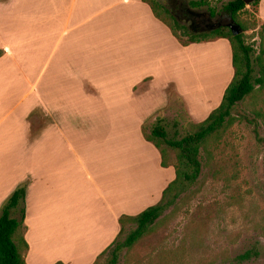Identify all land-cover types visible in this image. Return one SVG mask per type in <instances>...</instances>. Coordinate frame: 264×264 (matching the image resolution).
<instances>
[{"label":"crops","instance_id":"1","mask_svg":"<svg viewBox=\"0 0 264 264\" xmlns=\"http://www.w3.org/2000/svg\"><path fill=\"white\" fill-rule=\"evenodd\" d=\"M263 8L261 0L257 16L262 23ZM176 39L141 0H0V209L26 183V264H93L117 237L121 216L138 215L160 201L175 173L172 166H161L142 125L167 104L169 85L194 124L204 121L233 76L227 40L184 47ZM170 46L194 56L179 79L177 73L162 77V63L170 56L161 51ZM146 48L157 73L142 72L138 61L141 68L128 80L122 65ZM200 53L205 74L208 58L217 56L198 96L192 91L193 63ZM156 85L162 86L160 96L145 110V103L154 101L151 88ZM130 103L135 107L125 141L123 111ZM115 137L121 139L117 147H133L141 157L143 185L135 186L136 171L114 169L106 160ZM81 190L84 201L78 195L73 206H84L88 217L69 218L72 235L71 230L63 235V208ZM64 237L72 238L74 253L62 248Z\"/></svg>","mask_w":264,"mask_h":264},{"label":"rangeland","instance_id":"2","mask_svg":"<svg viewBox=\"0 0 264 264\" xmlns=\"http://www.w3.org/2000/svg\"><path fill=\"white\" fill-rule=\"evenodd\" d=\"M228 1L230 0H206L205 6L193 11L209 16L210 11H213L212 22H219L218 27L227 26L231 20L223 13L222 8ZM164 2V6L171 11L177 23L188 27L189 24L178 12V5L188 3V0H165ZM246 9V12L237 17L236 22L239 25L247 24L251 27L256 19L255 12L248 7ZM164 18L174 28L176 34L181 36L182 31L167 17ZM191 30L196 35L211 32ZM257 31H260L259 24ZM243 35L246 43L256 42L251 30L243 32ZM179 48L177 51V47L170 46L161 51V55L170 56L162 63V73L166 74L162 75L163 78L177 73L179 79L184 64L193 61L194 56L188 51L182 54L183 51ZM153 49L152 45L151 50ZM151 50L148 51L146 48L140 57H130L128 62L122 65L126 69L124 75L127 74L128 80H133L136 70L141 68L138 61L144 65L142 72L157 73L155 70L157 66L155 65L154 68L149 65ZM203 56L201 53L198 54L197 57L200 60L193 63L195 72L192 91L198 96L203 93L201 85L210 81V74L213 72L211 60L216 59L217 55L214 54L211 58L209 57L210 59L208 58L206 67L210 68L209 74H205ZM105 60L112 61L107 57ZM215 72L217 73L216 70ZM161 89L160 85L151 88L154 101L148 100L145 103V110L155 106ZM165 94L168 98L167 104L156 113L152 121L142 125L145 135L150 136V130L157 118L162 119L168 139H180L194 132V122L188 115L184 101L175 93L174 86L169 85ZM130 104L127 110L123 111V127L121 128L124 137L122 140L125 141L130 138V119L135 107L134 103ZM136 112L138 110H135V114ZM233 114V121L220 132L217 138L209 140L207 152H201L202 170L195 184L179 195L174 205L157 219L151 230L135 245L121 251L117 264H236L233 259L252 247L257 249L259 257L243 264H264V145L259 144L255 138L256 132L259 138L264 140V87L256 86ZM119 140H121L120 137H115L110 142L111 146L106 149V160L112 162L114 169H125L130 173L136 171L135 186L139 187L145 181L144 169H139L142 164L141 157L133 147L130 149L124 144L117 147ZM159 144L165 151L166 163L170 165L175 163L176 152L169 149L163 142ZM88 163L89 167L94 169L95 162L92 157L88 158ZM134 163L137 164L134 165ZM89 187L93 190L92 186L89 185ZM84 193L82 190L81 194L75 192L71 205L66 204L63 208V235H68L70 230L72 235V224L69 218L74 216L77 220L79 216L81 219L83 216L88 217V210L84 209V206L80 205L78 208L76 204L73 206L78 195H81V201H84ZM13 216L18 217V214ZM133 228V225L127 224L124 227V233H128ZM71 239L62 238L61 246L64 251L70 250L67 251L68 253H74L72 250L74 247L71 248L70 244ZM110 251L111 249L97 261V264H106Z\"/></svg>","mask_w":264,"mask_h":264},{"label":"trees","instance_id":"3","mask_svg":"<svg viewBox=\"0 0 264 264\" xmlns=\"http://www.w3.org/2000/svg\"><path fill=\"white\" fill-rule=\"evenodd\" d=\"M148 5L153 16L161 21L171 32L181 46L210 42L217 39L228 41L231 49V64L233 76L226 87L219 106L214 109L208 117L197 124H194L195 131L186 134L180 139H168L167 133L162 125V119L157 118L150 130V136H146L141 129L142 135L147 142H150L159 151L161 166H172L175 177L167 188L162 191L160 201L146 208L135 216H121L118 219L120 231L113 243L101 253L93 264L108 253L111 249L106 264H117L119 254L124 249L135 245L146 235L155 224L157 219L171 206L179 195L189 189L201 175L202 162L201 152H207V144L212 138H217L223 129L233 121L234 112L238 106L254 91L255 87H264V23L258 18V7L261 0H230L223 6V13L228 15L230 20L241 29V33L233 36L227 26H221L210 30L207 34L196 35L190 28L180 26L172 15L171 11L164 6L165 0H141ZM206 0H188L184 2L189 10L199 9L206 5ZM254 10L255 22L248 27L247 24L239 25L236 22L240 14L246 12V8ZM167 17L181 31L182 35L176 34L174 28L168 24ZM214 17L210 11V18ZM260 25V31L258 30ZM251 30L252 37L256 39L254 44L245 42L243 32ZM185 40H184V39ZM258 40V41H257ZM255 138L259 144L264 145V140L259 138L255 132ZM157 141H156V140ZM159 142H163L169 149L176 152V161L173 164L166 163L165 151ZM26 183L18 186L0 209V264H26L25 255L28 246L24 240V197ZM18 214V217H14ZM127 224L134 226L128 233H124ZM264 231V228H263ZM259 252L252 247L242 254L236 256L233 261L236 264H243L256 260ZM61 264V263H56Z\"/></svg>","mask_w":264,"mask_h":264},{"label":"flooded vegetation","instance_id":"4","mask_svg":"<svg viewBox=\"0 0 264 264\" xmlns=\"http://www.w3.org/2000/svg\"><path fill=\"white\" fill-rule=\"evenodd\" d=\"M180 16L189 24L191 29L195 31H210L219 26V22H212L210 16L204 13H197L189 10L186 6L178 5Z\"/></svg>","mask_w":264,"mask_h":264},{"label":"water","instance_id":"5","mask_svg":"<svg viewBox=\"0 0 264 264\" xmlns=\"http://www.w3.org/2000/svg\"><path fill=\"white\" fill-rule=\"evenodd\" d=\"M228 27L231 30L233 36H236L241 33V29L238 26H236L232 21L228 25Z\"/></svg>","mask_w":264,"mask_h":264}]
</instances>
